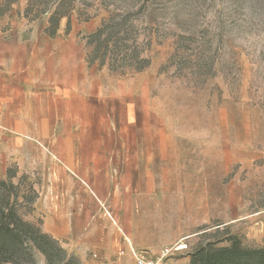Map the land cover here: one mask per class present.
Listing matches in <instances>:
<instances>
[{
    "label": "rangeland",
    "instance_id": "rangeland-1",
    "mask_svg": "<svg viewBox=\"0 0 264 264\" xmlns=\"http://www.w3.org/2000/svg\"><path fill=\"white\" fill-rule=\"evenodd\" d=\"M104 23L109 59L90 62ZM1 180L0 226L22 236L24 217L66 252L26 240L12 264L263 246L264 0H0Z\"/></svg>",
    "mask_w": 264,
    "mask_h": 264
},
{
    "label": "trees",
    "instance_id": "trees-1",
    "mask_svg": "<svg viewBox=\"0 0 264 264\" xmlns=\"http://www.w3.org/2000/svg\"><path fill=\"white\" fill-rule=\"evenodd\" d=\"M110 27L107 23H104L94 32L90 37V43L98 42V46L95 48V53H90L89 61L100 59L101 64H105L109 59L110 44L113 43L110 39L113 37L112 31H108ZM110 32V33H108ZM118 34V33H117ZM116 36V35H115ZM117 37V36H116ZM104 47V51H102ZM98 53V54H97ZM101 53V54H99ZM114 60V59H113ZM137 63H132L130 66L137 70H142L148 66L150 60L148 57L136 56ZM112 69H116L115 66ZM123 73V72H122ZM0 185L7 186L6 180H1ZM26 199L25 194L20 195L18 192L14 196V200L19 202V198ZM10 203V196L8 197ZM14 208L10 207L8 212L14 215ZM5 214L4 216H10ZM22 223V236L16 231L17 224L5 222L0 226V252L4 249L11 250L7 262L9 264L15 263L14 251L21 250V247L25 245L26 240L33 243L39 250H41L46 256H52L53 250H58L60 253H65V250L58 244L55 238L44 233L36 223L21 218ZM25 234V237H24ZM43 245H49L48 247ZM67 257V256H66ZM64 258L59 261L58 264H72L74 256ZM1 263V262H0ZM190 264H264V245L257 248H251L245 246L241 238L235 235H229L227 239L213 240L200 244L191 253Z\"/></svg>",
    "mask_w": 264,
    "mask_h": 264
},
{
    "label": "built area",
    "instance_id": "built-area-1",
    "mask_svg": "<svg viewBox=\"0 0 264 264\" xmlns=\"http://www.w3.org/2000/svg\"><path fill=\"white\" fill-rule=\"evenodd\" d=\"M131 254L133 255L136 264H162V258L150 257L140 251H137L134 247H130ZM121 254H124L125 251L121 250Z\"/></svg>",
    "mask_w": 264,
    "mask_h": 264
},
{
    "label": "crops",
    "instance_id": "crops-1",
    "mask_svg": "<svg viewBox=\"0 0 264 264\" xmlns=\"http://www.w3.org/2000/svg\"><path fill=\"white\" fill-rule=\"evenodd\" d=\"M8 73L11 75V77H12V74H14L15 76L16 75H19V74H22V69H20L19 71H17V70H15V69H10L9 71H8ZM30 78V77H29ZM25 79V81H24V83L25 84H28V85H32L31 83L32 82H35L34 80H32V79ZM22 81H20V83H21ZM36 83H34V85H35ZM22 90L21 89H19L18 91H16L17 92V96H21L22 97V92H21ZM22 99V98H21ZM26 103H28V102H26ZM20 114H22V110H20L19 111V116H20ZM18 158H19V163L22 165V148L21 149H19V151H18Z\"/></svg>",
    "mask_w": 264,
    "mask_h": 264
}]
</instances>
